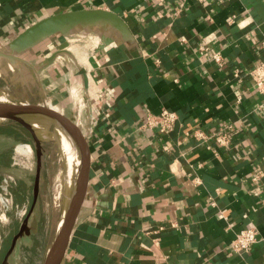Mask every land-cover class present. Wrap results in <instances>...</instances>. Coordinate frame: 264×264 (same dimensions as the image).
<instances>
[{"label": "crops", "instance_id": "obj_1", "mask_svg": "<svg viewBox=\"0 0 264 264\" xmlns=\"http://www.w3.org/2000/svg\"><path fill=\"white\" fill-rule=\"evenodd\" d=\"M206 39L223 67L198 53ZM0 52L11 56H0L5 101L62 128L70 108L81 132L78 212L58 264H264V101L249 76L264 60V0H0ZM162 108L177 114L173 130L143 125ZM232 121L216 152L193 136ZM18 141L34 149L26 128L1 120L0 180L32 175L12 167ZM25 225L7 264L36 248L38 219L35 232ZM248 225L258 240L237 254L230 243Z\"/></svg>", "mask_w": 264, "mask_h": 264}, {"label": "rangeland", "instance_id": "obj_2", "mask_svg": "<svg viewBox=\"0 0 264 264\" xmlns=\"http://www.w3.org/2000/svg\"><path fill=\"white\" fill-rule=\"evenodd\" d=\"M9 99V97L5 95H0V98ZM75 113L70 108L67 109L65 118L69 121V129L70 134L75 131L74 129V116ZM33 119H35L41 127H51L54 130L53 127L55 125L60 124L62 125V120L60 121V118H54L52 121V125L49 121H46V117H35L32 116ZM51 120V118H49ZM47 129V128H46ZM37 135L43 140L42 142L45 143L44 148L46 149L44 159H43V176L44 179L41 183V191L37 198L36 208H35V214L38 219L39 224V233L37 235V243L36 248L31 247L33 250H27L26 255L24 259L21 261L22 264H37L38 256L40 253H43L46 251L47 247L50 248L52 243L54 242L59 230H60V216L61 212L63 210V207L61 206L60 202V196L58 195V191L61 187L62 181L60 180V173L61 169H63L62 165V152L64 149L60 148L62 145L57 144V141L55 138H53L51 135H48L47 132L42 130L41 128L36 129ZM76 137H78L81 132L76 130ZM63 137H65L66 141L68 138L67 132L62 134ZM78 138H76V142L78 143ZM23 141H18L17 145L23 144ZM14 150V149H13ZM12 150L11 153V162H12V156L14 155V151ZM33 155L30 158V161L33 162L32 166L28 169L22 166H12L17 169L19 173L24 177V175H27L25 172H29L31 170L32 175L27 176V183H24V181L20 182L21 179L15 178V182L11 185V193L12 198L14 202L21 207L22 205L27 206L29 208V205L31 203V190L33 189V182H34V174H35V151L32 147ZM23 160V159H22ZM3 175V174H2ZM2 178V177H1ZM1 182V180H0ZM26 191V197L22 196L21 192L23 193ZM23 189V191H22ZM21 201V202H20ZM24 201V202H22ZM21 222L20 219L11 216V220L8 223H0V237L2 239L1 243V251L5 253L6 250L9 247V244L11 242L12 236L17 232V226ZM32 251H35L34 253Z\"/></svg>", "mask_w": 264, "mask_h": 264}, {"label": "built area", "instance_id": "obj_3", "mask_svg": "<svg viewBox=\"0 0 264 264\" xmlns=\"http://www.w3.org/2000/svg\"><path fill=\"white\" fill-rule=\"evenodd\" d=\"M236 16L231 15L228 19V23L232 24L235 21ZM210 40L206 39L201 42L197 48L198 53L207 55L211 61L217 66L223 67L225 60L218 50L211 49ZM234 77L239 81L241 79L239 68L233 70ZM249 76L253 80V86L258 94H260L264 101V60L261 61L257 66L249 71ZM178 121L177 114L166 108H162L157 114H147L144 126L148 128H155L160 133H165L173 130L176 122ZM235 122H226L221 124L216 130L210 133H204L202 131H195L193 136L205 147L211 151L216 152V147L227 146L232 142V136L235 132ZM24 152L18 150V148ZM14 155L12 156V166H22L29 168L33 162L30 158L33 155V150L30 145L23 143L17 145L14 148ZM23 159V160H22ZM15 182V177L11 174L2 175L0 182V223H8L11 220V216L22 220L27 212L28 208L25 205L19 207L12 198L11 185ZM162 229L159 227L154 230H149L151 233H157ZM258 240V231L253 226H245L240 229L232 239L230 247L233 252L237 254H243L249 252L254 243ZM2 239L0 237V251H1Z\"/></svg>", "mask_w": 264, "mask_h": 264}, {"label": "water", "instance_id": "obj_4", "mask_svg": "<svg viewBox=\"0 0 264 264\" xmlns=\"http://www.w3.org/2000/svg\"><path fill=\"white\" fill-rule=\"evenodd\" d=\"M0 56L4 58L10 59L11 56L0 52ZM7 100V99H6ZM21 105L16 102H8L5 101V98H0V121L3 119H11L19 124H21L24 128H26L32 135L33 145L36 156V167H35V178L33 182V190H32V202L30 206V210L27 212L22 225L20 226L18 232L14 234L11 239V243L6 250L3 259L0 264H7L9 256L12 254L14 247L16 245L17 240L23 235L28 234L29 230L26 227L25 223L28 222L31 217V225L30 229L35 232L37 226V219L33 215L37 198L39 194V185L41 180V167H42V156H43V145L42 140L36 133V129L41 128L45 132L49 134L52 133L51 127H41L40 124L29 115ZM53 137V136H52ZM54 138V137H53ZM80 163V162H79ZM80 180H79V167L76 173L72 176V183L70 185V189L68 192L67 203L65 206V215L62 219L60 230L49 248L44 263L43 264H58L66 250L68 245V241L70 238V234L76 219V215L78 212V192H79ZM33 215V216H32Z\"/></svg>", "mask_w": 264, "mask_h": 264}, {"label": "bare ground", "instance_id": "obj_5", "mask_svg": "<svg viewBox=\"0 0 264 264\" xmlns=\"http://www.w3.org/2000/svg\"><path fill=\"white\" fill-rule=\"evenodd\" d=\"M8 82H10V81H8ZM53 128H54V130L52 129L51 134H49L48 132L47 133H48V135H51L55 138V140L57 141V144H60L63 146L64 153H65L64 157L62 159L63 169H61V173H60V180L62 181V184H61V187L58 191V193H59L58 195L60 196V202H61L60 204L63 207V210H62L61 216H60V222H59V225H60L62 222V219L65 215V206L67 203V197H68L70 185L72 183V176L74 175V173H76L75 164H74V161L72 160V157H71L72 156V148H73L74 143L76 141V133L72 132V134H70V132H69L70 129L67 126H63V128H64L63 129L62 127H60V125H55V127H53ZM66 132L68 134L67 141L64 138V141L62 142V137H63L62 134L66 133ZM78 137H79V139H78L79 143L81 144V134ZM18 150L23 152V150L21 148H18Z\"/></svg>", "mask_w": 264, "mask_h": 264}, {"label": "flooded vegetation", "instance_id": "obj_6", "mask_svg": "<svg viewBox=\"0 0 264 264\" xmlns=\"http://www.w3.org/2000/svg\"><path fill=\"white\" fill-rule=\"evenodd\" d=\"M28 136L30 137L31 143L33 144V138H32V135H31V133L29 131H28Z\"/></svg>", "mask_w": 264, "mask_h": 264}]
</instances>
